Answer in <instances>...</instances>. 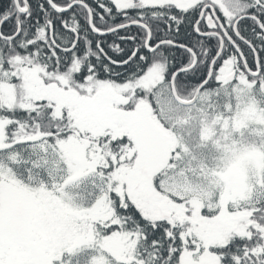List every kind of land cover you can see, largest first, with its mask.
Here are the masks:
<instances>
[{
	"label": "snow or ice",
	"instance_id": "snow-or-ice-1",
	"mask_svg": "<svg viewBox=\"0 0 264 264\" xmlns=\"http://www.w3.org/2000/svg\"><path fill=\"white\" fill-rule=\"evenodd\" d=\"M0 264H264V0H0Z\"/></svg>",
	"mask_w": 264,
	"mask_h": 264
}]
</instances>
